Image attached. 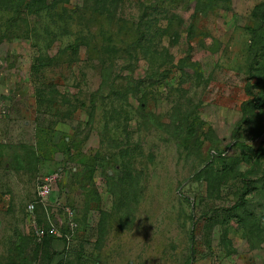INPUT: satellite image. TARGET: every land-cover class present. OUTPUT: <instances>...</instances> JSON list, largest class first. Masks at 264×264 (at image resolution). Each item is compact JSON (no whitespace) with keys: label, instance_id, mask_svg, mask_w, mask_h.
<instances>
[{"label":"rangeland","instance_id":"rangeland-1","mask_svg":"<svg viewBox=\"0 0 264 264\" xmlns=\"http://www.w3.org/2000/svg\"><path fill=\"white\" fill-rule=\"evenodd\" d=\"M101 1L0 8V264H264V0Z\"/></svg>","mask_w":264,"mask_h":264},{"label":"trees","instance_id":"trees-1","mask_svg":"<svg viewBox=\"0 0 264 264\" xmlns=\"http://www.w3.org/2000/svg\"><path fill=\"white\" fill-rule=\"evenodd\" d=\"M68 2V0H18V2L16 3V5L13 7H11V5H9V7L6 6H2L0 7L2 10H11L14 9V11H18V9L20 8H25L27 12H31L33 13L37 19H41L42 14L46 15V13L48 14L47 18L50 19V24L53 26H58V23L64 19V17L66 16V11L65 9H61L62 5L66 4ZM4 2L0 1V5H4ZM92 5H93V13H101L102 11H105L104 13H110L111 10L107 9L108 7H111V4H108L107 1H101V0H92ZM60 6V7H59ZM60 8L61 10L57 9ZM115 8V7H114ZM101 9V10H100ZM59 10V11H58ZM59 12H61L60 14H58ZM67 18L69 19V15L67 16ZM48 30H44V33L47 34ZM37 226H41V225H37ZM42 229L46 230L48 229V227L43 228ZM54 237L50 236V235H46L45 237H43V239L41 241H46V240H52ZM56 239H61V238H56Z\"/></svg>","mask_w":264,"mask_h":264},{"label":"built area","instance_id":"built-area-1","mask_svg":"<svg viewBox=\"0 0 264 264\" xmlns=\"http://www.w3.org/2000/svg\"><path fill=\"white\" fill-rule=\"evenodd\" d=\"M55 185H56V176L51 175L42 178L37 187V191H36L37 198L38 199L40 198L39 200H41L42 202L46 200L47 197L52 193V189L53 187H55ZM34 234L36 236L35 238H37L38 241H41L43 237H45L47 234L55 238L61 237L58 233V229L56 228V226H50V228L46 230L38 227L36 228Z\"/></svg>","mask_w":264,"mask_h":264}]
</instances>
